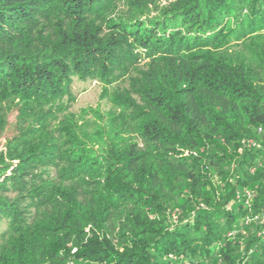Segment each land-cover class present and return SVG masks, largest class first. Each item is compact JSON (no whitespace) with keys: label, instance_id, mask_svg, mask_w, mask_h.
Instances as JSON below:
<instances>
[{"label":"trees","instance_id":"16d2710c","mask_svg":"<svg viewBox=\"0 0 264 264\" xmlns=\"http://www.w3.org/2000/svg\"><path fill=\"white\" fill-rule=\"evenodd\" d=\"M8 99L0 264H264V0H0Z\"/></svg>","mask_w":264,"mask_h":264},{"label":"rangeland","instance_id":"374dc122","mask_svg":"<svg viewBox=\"0 0 264 264\" xmlns=\"http://www.w3.org/2000/svg\"><path fill=\"white\" fill-rule=\"evenodd\" d=\"M101 84L97 80H88L87 82L75 81L72 86V93L75 95L73 102L69 103L68 111L74 112L78 116L83 117V123L90 128L94 123V117L91 113L83 115L82 110L86 108H97L107 112L111 109L108 98H101ZM112 88H110V91ZM17 102L13 99H8L0 102V153L6 149L8 140L15 135V117L18 111L16 110ZM60 117V116H59ZM57 119L50 121V126H54Z\"/></svg>","mask_w":264,"mask_h":264},{"label":"built area","instance_id":"2783aa9c","mask_svg":"<svg viewBox=\"0 0 264 264\" xmlns=\"http://www.w3.org/2000/svg\"><path fill=\"white\" fill-rule=\"evenodd\" d=\"M262 162L264 163V158L262 159Z\"/></svg>","mask_w":264,"mask_h":264}]
</instances>
